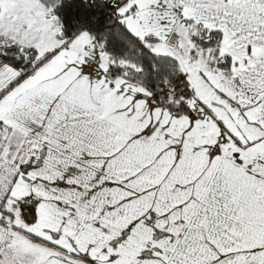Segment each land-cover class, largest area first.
Segmentation results:
<instances>
[{
  "label": "snow or ice",
  "instance_id": "snow-or-ice-1",
  "mask_svg": "<svg viewBox=\"0 0 264 264\" xmlns=\"http://www.w3.org/2000/svg\"><path fill=\"white\" fill-rule=\"evenodd\" d=\"M0 264H264V0H0Z\"/></svg>",
  "mask_w": 264,
  "mask_h": 264
}]
</instances>
